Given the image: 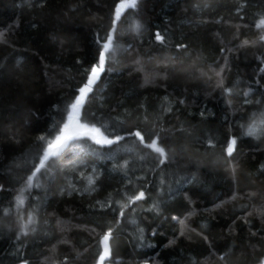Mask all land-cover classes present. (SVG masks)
I'll use <instances>...</instances> for the list:
<instances>
[{"label":"trees","instance_id":"trees-1","mask_svg":"<svg viewBox=\"0 0 264 264\" xmlns=\"http://www.w3.org/2000/svg\"><path fill=\"white\" fill-rule=\"evenodd\" d=\"M120 2L0 0V264H260L264 0ZM109 35L77 123L121 139L36 172Z\"/></svg>","mask_w":264,"mask_h":264},{"label":"snow or ice","instance_id":"snow-or-ice-1","mask_svg":"<svg viewBox=\"0 0 264 264\" xmlns=\"http://www.w3.org/2000/svg\"><path fill=\"white\" fill-rule=\"evenodd\" d=\"M137 5V0H121L119 4L115 7V19L119 20L121 17L122 12L127 8H135ZM264 26V20L260 22L257 27ZM139 25L137 24L135 26L136 30L139 29ZM157 40H162L163 37L157 33L156 34ZM264 39V37H262ZM245 44L248 42L245 41ZM113 47L112 44V37L109 35L107 37V42L103 44V50L99 52V60L98 65L91 68L90 70V76L87 80V83L84 87H82L80 91V96L76 99L75 103L71 105L72 112L68 114V120L69 123L65 124L63 129L59 131V134L56 135L54 140H49L47 142L48 146L45 152L43 153V156L39 162V167L35 170L36 172H39L41 168H44L46 166V162L49 161L50 158L57 157L60 155V153L69 147V143L73 140L81 139V138H89L92 139L96 144L99 145H110L113 143H117L120 137H117L116 140L108 139L99 128L95 126L89 127L88 125H81L77 123L75 126L73 125V121L75 119V115L80 107L82 106L84 100L87 97V94L92 91V85L96 82L97 79H99L100 73L104 70V64L106 59L108 58L106 56V53H109ZM257 132V127L255 124L250 125L247 129V135H255ZM142 142L143 137L139 132L134 133ZM41 139H44V137H41ZM236 140L232 139L230 143L228 144L226 151L227 154L230 156L232 152L235 149ZM147 147L152 148L154 151L158 152L160 156L166 158V153L163 147H158L155 140H153L150 144L146 145ZM35 173H33V176ZM33 176L28 177V185L31 187ZM144 197V192H139L138 195L135 196V200H140ZM17 204L18 206H23L24 200H23V193H21L20 196L17 198ZM123 215V213H121ZM32 217H28V224H31ZM28 224L24 225V230L22 231V235L28 234ZM111 237V232H108L103 235L101 243L103 244V251L99 255L98 264H104V261L110 257V246H109V240ZM17 239H19V235L17 236Z\"/></svg>","mask_w":264,"mask_h":264},{"label":"water","instance_id":"water-1","mask_svg":"<svg viewBox=\"0 0 264 264\" xmlns=\"http://www.w3.org/2000/svg\"><path fill=\"white\" fill-rule=\"evenodd\" d=\"M97 80H98V79H97ZM97 80H96V81H97ZM89 93H90V92H89ZM89 93H88V94H89ZM88 94H87V95H88ZM79 96H80V93H79L78 97H79ZM78 97H77V98H78ZM84 101H85V100H84ZM83 103H84V102H83ZM82 105H83V104H82ZM81 107H82V106H81ZM81 107H80V109H81ZM80 109H79V111H78L76 114H74V115H75V119H74V121H73V125H74V126L76 125V123H77V121H78V119H79V117H80ZM71 112H72V111H71ZM67 123H69L68 118H67L65 124H67ZM65 124H64V125H65ZM64 125H63V127H64ZM63 127H62V129H63ZM149 149H152V148L149 147ZM152 150H153V149H152ZM155 152H156V151H155ZM38 167H39V165H38ZM101 241H102V238L100 239V247H101V252H102V251H103V244L101 243ZM106 260H107V259H106ZM106 260H105V261H106ZM105 261H104V262H105Z\"/></svg>","mask_w":264,"mask_h":264},{"label":"rangeland","instance_id":"rangeland-1","mask_svg":"<svg viewBox=\"0 0 264 264\" xmlns=\"http://www.w3.org/2000/svg\"><path fill=\"white\" fill-rule=\"evenodd\" d=\"M231 141V140H230ZM260 264H264V259L261 261V263Z\"/></svg>","mask_w":264,"mask_h":264}]
</instances>
